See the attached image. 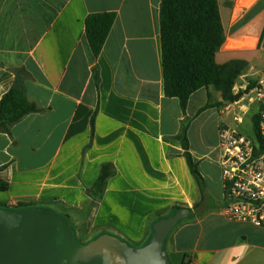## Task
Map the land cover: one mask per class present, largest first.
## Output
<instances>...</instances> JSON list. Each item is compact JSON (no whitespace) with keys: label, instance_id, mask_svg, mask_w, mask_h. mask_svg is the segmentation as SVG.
<instances>
[{"label":"crops","instance_id":"0c3cea01","mask_svg":"<svg viewBox=\"0 0 264 264\" xmlns=\"http://www.w3.org/2000/svg\"><path fill=\"white\" fill-rule=\"evenodd\" d=\"M217 2L225 40L217 52L222 62H216L238 59L247 67L235 80L237 101L216 106L221 95L213 87L197 90L188 100L189 152L198 170L209 161L199 171L208 200L200 216L190 215L170 231L165 252L182 255L180 264H264V222L255 227L227 220L221 213V174L219 182L208 167L213 162L220 170L219 127L240 131L256 114V105L243 95L264 75V0ZM160 3L0 0V99L21 76L26 97L40 110L0 131L1 204L49 206L77 233L83 226L97 228L95 235L104 231L148 241L155 223L174 216L178 206L192 209L199 202L174 139L184 116L178 99L163 91ZM96 13H114L115 21L94 58L84 21ZM104 164L113 166L114 175L100 199L93 200L88 190ZM209 179L220 187L217 197ZM81 215L84 223L77 219Z\"/></svg>","mask_w":264,"mask_h":264},{"label":"trees","instance_id":"16d2710c","mask_svg":"<svg viewBox=\"0 0 264 264\" xmlns=\"http://www.w3.org/2000/svg\"><path fill=\"white\" fill-rule=\"evenodd\" d=\"M114 21V13L89 14L85 18L84 34L94 58H97L101 52ZM159 29L163 91L166 97L178 99L183 116H185L190 96L201 88L213 87L220 93L221 102L216 106L234 102L233 87L235 80L247 67V63L238 59L221 65L216 62V54L225 40L217 0H161ZM93 78L98 87L100 78L97 67L93 69ZM252 87L253 85H249L246 90L248 91ZM210 106V104L205 105L199 112ZM39 111L37 105L26 97L23 79L18 77L14 85L0 99V131H7L12 124L19 122L28 114ZM96 115L97 108L90 119L91 140ZM188 126L189 122L183 120L180 132L174 137L181 145L182 156L185 158L200 197L199 202L192 209L183 206L176 208V212L187 209V217L190 215L200 216L203 213L200 209L208 200L205 183L198 170V163L193 160L189 152ZM252 127L254 135L258 137V117L256 114L252 117ZM113 175L114 168L112 165L104 164L101 166L96 182L88 190V194L93 200L100 199L107 180ZM3 189L5 186L0 184V191ZM43 207L44 209H42ZM0 208L12 210L38 209L45 213L55 212L76 236L78 235L65 217L57 213L52 207H37L32 204L8 206L0 203ZM77 218L84 220L85 216L81 215ZM182 220H179L177 225ZM153 234L154 229L149 239ZM101 235L115 236L102 231L84 244ZM115 237L119 238L118 236Z\"/></svg>","mask_w":264,"mask_h":264},{"label":"water","instance_id":"95a60500","mask_svg":"<svg viewBox=\"0 0 264 264\" xmlns=\"http://www.w3.org/2000/svg\"><path fill=\"white\" fill-rule=\"evenodd\" d=\"M187 215L181 209L158 221L150 242L133 249L111 235L82 244L55 212L0 208V264H169L166 239Z\"/></svg>","mask_w":264,"mask_h":264},{"label":"built area","instance_id":"2783aa9c","mask_svg":"<svg viewBox=\"0 0 264 264\" xmlns=\"http://www.w3.org/2000/svg\"><path fill=\"white\" fill-rule=\"evenodd\" d=\"M243 96L256 105L258 137L226 126L218 129L216 163L225 191L221 213L229 221L261 227L264 222V75Z\"/></svg>","mask_w":264,"mask_h":264},{"label":"rangeland","instance_id":"374dc122","mask_svg":"<svg viewBox=\"0 0 264 264\" xmlns=\"http://www.w3.org/2000/svg\"><path fill=\"white\" fill-rule=\"evenodd\" d=\"M218 56H220V54H217L216 61L218 63H220V62H222V60ZM245 102L249 103L248 98L245 100ZM183 120H185V122H189L190 123V118L187 117L186 115L184 116ZM183 120L181 121V124H182ZM206 131H210V130L208 129ZM240 131L243 134H245V135H248V136H251V137L254 136V132H253V129H252V124H251V122L249 120L246 121V124H244L243 127H240ZM207 138L209 140L211 139L209 133L207 134ZM200 148L201 147L199 145H195V143L193 144V149L195 150V152H199ZM207 163H209V161H207L204 164L199 165V171L200 172H203V170L207 167V165H208ZM208 167L212 171V176L215 179H218V181L220 182V170L217 168V166L213 162H210V166H208ZM207 183L209 184L213 195L215 197H217L220 194L219 185L212 184V182H210V179H209V182H207ZM42 209H44V207ZM85 221H86V219L85 220H81V222H80V219H79L80 223H84ZM82 230L83 231H78V233H77L78 234L77 235V239L82 244H84L87 240L91 239L95 235V233L97 232V228H92V229L91 228H87V229L85 228V229H83V226H82ZM119 238L122 239L127 245H129L133 249L142 248V247L146 246L150 242V239H149V241L147 243V239L148 238H146V237L144 239H141V240H138V241L131 240L130 238L125 237V236L124 237L119 236ZM168 256H169L168 259H169V263L170 264H180L181 263L182 255H175V256L168 255Z\"/></svg>","mask_w":264,"mask_h":264}]
</instances>
